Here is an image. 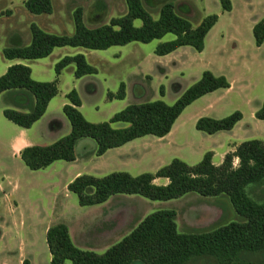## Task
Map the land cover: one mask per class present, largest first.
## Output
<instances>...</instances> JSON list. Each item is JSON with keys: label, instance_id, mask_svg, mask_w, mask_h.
<instances>
[{"label": "rangeland", "instance_id": "1", "mask_svg": "<svg viewBox=\"0 0 264 264\" xmlns=\"http://www.w3.org/2000/svg\"><path fill=\"white\" fill-rule=\"evenodd\" d=\"M12 1L14 16L0 20V77L9 68L6 70L8 60L4 56V49L28 43L32 37L33 24L47 33L73 35L74 13L78 9L83 10L84 23L89 28L109 24L112 19L128 12L126 0H52V15L31 14L23 5L25 0H0V12L6 7H11ZM231 1L234 10L226 13L219 0H143L145 9L153 19L158 20L162 8L172 3L176 13L188 19L194 28L207 16L217 15L219 21L208 38L207 51L203 56L192 47L180 48L168 56H157L155 50L160 44L175 39L173 34H167L162 39L148 44L132 42L104 51L67 47L56 50L41 63L30 62L34 71L41 74L42 82L56 80L55 64L63 53L69 56H73L72 53L83 54L88 63L97 70L96 74L80 79L75 76L74 65L64 70L58 78L59 94L53 99L49 115L32 129V137L40 145H51L71 132L70 122L64 115L61 104L67 101L66 95L73 89L82 100L80 111L84 117L90 123L99 124L109 122L115 114L129 105L158 100L173 105L187 89L201 79L203 72L207 71L204 68L206 63L219 75L227 74L232 80H246L253 87L245 93L239 91L238 86L229 94L221 91L217 93L221 95L219 99L216 100V95H210L187 108L182 119L186 127L177 138L180 125L177 126L171 137V142L178 146L175 149L160 150L163 147H159L162 141L154 136H146L133 141L120 153L114 150L104 160H99L95 153L96 141L83 138L76 145L77 162L73 166L59 161L56 167L47 171H31L21 159L13 156L11 140L15 131L13 124L7 125V119L2 117L5 121H0V264H51L45 220L53 214L54 219H57L55 223H64L70 228L74 241L81 249L98 254L105 253L106 249L130 234L129 231L140 219L164 209L177 212V225L181 233L208 232L231 222H243V218L236 213L227 196L204 197L190 193L168 202L151 201L138 195L114 197L105 208H116L115 213L120 217V223L110 226L101 220L105 212L103 207H81L76 195L70 193L66 186L76 170L81 171L83 175L95 177L129 171L132 176H137L157 171L158 167L168 165L172 158H181L188 164L191 163L189 159L192 158H188L190 154L218 147L216 144L221 141L219 137H210L197 131L194 117L200 113H204L203 117L212 118L227 117L240 111L248 115L246 123H250L247 100L253 102L252 106H261L264 96V65L252 63L247 72L238 61L252 57L255 39L251 25L264 19V0ZM134 24L141 27L142 21L136 20ZM236 43H239L241 48L237 53ZM250 44L253 47H250ZM236 54V60L233 61L232 55ZM122 83L126 86V98L111 101L108 94H116ZM162 86L164 96L160 93ZM3 105L4 99H0V108ZM112 126L115 129H123L129 124L115 123ZM263 130L264 126L255 129L256 134H252V137H263ZM153 141L155 146L152 148L149 142ZM145 146L151 148L152 153L158 154L146 159L149 152L139 153V163L123 160L122 155L135 158L133 155L137 150L141 151ZM161 183L162 181H156L158 185ZM248 193L254 200L264 202V183L249 187ZM15 202L19 204V212L12 216L9 211L13 210ZM21 218L24 219L25 225L24 222L18 224ZM249 259L259 262L264 260V255H249ZM66 264L71 263L68 261ZM190 264L216 262L212 258L203 257Z\"/></svg>", "mask_w": 264, "mask_h": 264}, {"label": "trees", "instance_id": "2", "mask_svg": "<svg viewBox=\"0 0 264 264\" xmlns=\"http://www.w3.org/2000/svg\"><path fill=\"white\" fill-rule=\"evenodd\" d=\"M219 2L224 12L232 11L231 0ZM126 3V15L97 28L87 27L83 10H76L73 35L47 33L33 24L30 45L5 48L4 56L8 60H39L49 57L57 48L104 51L132 42L148 44L167 34H173L175 39L160 44L155 50L157 56L170 55L183 47H192L202 53L207 35L219 21L217 15H210L194 28L188 19L176 13L172 3L162 8L158 20L153 19L145 9L143 0H126ZM24 6L34 15H51L54 11L52 0H28ZM136 20L142 21L141 27L135 26ZM253 34L256 45L262 46L264 19L254 26ZM72 64L76 67L75 76L78 79L97 73L83 54L61 59L55 65L54 82L34 80L32 69L26 65L9 67L0 77V96L12 91L24 92L29 99V111L8 108L3 112L5 118L23 129H31L45 115L50 102L58 96V78ZM230 87L226 77L205 71L201 79L173 105L162 100L129 105L109 122L99 124L90 123L84 117L80 111L82 100L73 89L66 95L68 103L63 107L71 132L51 145L26 147L21 151V160L31 171H39L58 161L75 162L76 145L83 138L96 141L97 156L146 136L164 138L195 101ZM160 93L164 96V86ZM108 97L111 101L124 100L125 84L122 83L119 91L109 93ZM13 103L20 107L16 101ZM242 119L240 111L222 119L202 117L197 121L196 129L208 135L228 132ZM256 119L264 121V103L257 111ZM115 123H127L129 126L115 129L112 126ZM213 159V152H207L195 165L175 158L156 173L137 176L128 172H113L103 177L80 175L68 185V191L76 195L81 207L101 205L117 195H138L157 202L177 200L190 193L204 197L227 196L243 222H231L208 232L181 233L177 225V212L164 209L147 216L130 234L103 254L77 247L68 226L58 224L50 227L46 235L51 264H66L68 261L71 264H190L203 257L214 259L216 264H264V260L254 262L249 259V255H264V202L254 200L248 193L249 187L264 183V141L255 139L241 143L234 152L225 156L220 165H216ZM157 179H167L168 184L158 185Z\"/></svg>", "mask_w": 264, "mask_h": 264}, {"label": "crops", "instance_id": "3", "mask_svg": "<svg viewBox=\"0 0 264 264\" xmlns=\"http://www.w3.org/2000/svg\"><path fill=\"white\" fill-rule=\"evenodd\" d=\"M26 1V0H25ZM24 1V2H25ZM24 2H23V5H24ZM13 5H14V2L12 1L11 2V7H6L5 9H3L1 12H0V20L3 18H5V19H9V18H12L13 16H14V11H13V9H12V7H13ZM25 7V6H24ZM233 10H234V6H233V9H232V11L231 12H233ZM28 11V10H27ZM53 13H54V11H53ZM52 13V14H53ZM226 13H228V12H226ZM51 14V15H52ZM34 15V14H33ZM258 22H253L252 23V25H251V29H253L254 28V26L257 24ZM215 28V27H214ZM214 28L209 32V34L207 35V37H206V39H205V49H204V51L202 52V53H200V55H205V53H206V51H207V41H208V38H209V36H210V34L212 33V31L214 30ZM255 39V38H254ZM30 43H31V40L28 42V43H26L25 45H23V46H28V45H30ZM235 47H236V51H235V53H237V52H239V49H241L240 48V46H239V43H236V45H235ZM250 47H253V45L252 44H250ZM65 48H67V47H62V48H57V49H55L54 50V52L49 56V57H51L54 53H55V51L56 50H58V49H65ZM71 48H73V47H71ZM179 50V49H178ZM62 51H65L66 53L67 52H69L68 50H62ZM252 51H253V54H252V57L249 59V60H246V59H242V60H239L238 62H239V64L241 65V67H242V69L243 70H245V71H249V68L251 67V64L252 63H258V64H260V65H264V43H263V45L262 46H260V47H258L257 45H256V42H255V47H253L252 48ZM176 52V51H175ZM64 55H60L59 57H58V60L60 61L61 59H63L64 57H66V56H69V55H67V54H65V53H63ZM72 55L74 56V55H76V53H72ZM168 56V55H167ZM236 56H237V54L236 55H232V60L233 61H235L236 60ZM48 58V57H47ZM46 59V58H45ZM45 59H39V60H23V59H15V60H8V65L6 66V70H7V68L8 67H10L11 65H16V64H23V65H28L29 67H31V69H32V77H33V79L34 80H36V81H40V82H42L43 81V79H41L42 78V76H41V74L39 73V72H36V71H34V69H33V67H32V65H31V63L30 62H34V61H36V62H39V63H41L43 60H45ZM59 61H57V63L59 62ZM56 63V64H57ZM55 64V65H56ZM238 64V63H237ZM72 65H74V64H72ZM71 66V65H70ZM70 66H68V67H70ZM75 66V65H74ZM205 67V70H210L214 75H216V76H222V75H219L218 73H216L215 71H213V69H212V66L209 64V63H206V65H204ZM67 67V68H68ZM75 69H76V67H75ZM6 72V71H5ZM64 72V71H63ZM205 72V71H204ZM203 72V73H204ZM63 74V73H62ZM61 74V75H62ZM223 76L224 77H226L227 78V80L229 81V83L231 84V87L229 88V89H221V90H218V91H215V92H213V93H210V94H208V95H206V96H204V97H202V98H200V99H198L197 101H195L192 105H194L195 103H197V102H199L200 100H203V99H206V98H208L210 95H216V100L217 99H219L220 97H221V95H217V93H220L221 91H223L224 93H227V94H229L230 92H232V91H235L236 89H237V86H238V90L239 91H242V92H249L250 90H251V88L253 87L249 82H246V80H232L227 74H223ZM202 77V76H201ZM263 86H264V84H263ZM165 95V94H164ZM223 96V95H222ZM0 99H4V105L0 108V121H5L2 117H5L4 116V114H3V112H4V110L5 109H16V110H19V111H23V112H28L29 111V109H28V107H27V104L29 103V99H28V96L24 93V92H6V93H3L1 96H0ZM17 100V102L19 103V105H20V107L19 106H16V105H14V101H16ZM67 100V99H66ZM68 103V100L67 101H64L62 104H61V109L63 110V107L66 105ZM247 103H248V107L250 108V123L249 124H247L246 123V121H247V117H248V115L245 113V112H241L242 114H243V119H242V121H240L236 126H235V128L232 130V131H228V132H218V133H216V134H214V135H210V137H219V139H221V141H219L216 145L218 146V147H213V148H211L210 150H203V151H200V152H195V153H193V154H190L189 155V157L188 158H192L191 160L189 159V162H191V163H189L190 165H195V164H197V163H199L202 159H203V157H204V155L207 153V152H213L214 153V159H213V161H214V163L216 164V165H220V164H222L223 163V161H224V158H225V156L227 155V154H229V153H232V152H234L235 150H236V147L238 146V145H240L241 143H243V142H245V141H249V140H255L256 138H259L258 140H262V141H264V130L262 131V136L263 137H252L254 134H256V132L254 131L255 129H258V128H262L263 126H264V121H260V120H258V119H256V113H257V111L262 107V105H263V103H264V96H263V98H262V103H261V106L260 107H257V106H252L253 105V102L250 100V99H248L247 100ZM259 105V104H258ZM52 106H53V100L50 102V104H49V106H48V109H47V111H46V113H45V115L38 121V122H36L34 125H33V127L31 128V129H23V128H21V127H19V126H17V125H15V124H13L12 122H10V121H8L7 120V122H5V123H7V125H8V123H11V124H13V129H14V131H15V135L13 136V138H12V140H11V146H12V151H13V156L15 157V158H19V159H21V157H20V154H21V151L23 150V149H25L26 147H31V146H47V145H40V144H38V143H36L35 142V140H34V138L32 137V129L35 127V125H37L38 123H40L43 119H46V117L49 115V112H50V110L52 109ZM189 107H191V105L189 106ZM188 107V108H189ZM80 110H81V108H80ZM187 110V109H186ZM185 110V111H186ZM185 111L182 113V115L180 116V118L177 120V122H176V124L174 125V127H173V129H172V131H171V133L169 134V135H167L166 137H164V138H158V140L159 141H162L161 143L162 144H159V147L160 146H163L162 148H164V149H160V150H163V151H170V150H172V149H175V148H177L178 146L176 145V143H174V142H171V137L174 135V132H175V128L177 127V126H179L180 125V131L178 132V134H177V138L181 135V132L184 130V128L186 127V125H185V121H183L182 119H183V114L185 113ZM203 115H204V113H200V114H198L197 116H195L194 117V121H195V123H197V121L200 119V118H202L203 117ZM210 118H211V116H210ZM212 118H215V119H222V118H225V117H212ZM2 119V120H1ZM6 119V118H5ZM198 131V130H197ZM256 131H258V130H256ZM51 132V131H50ZM253 134V135H252ZM176 137H174V139H175ZM61 138H59L58 140H60ZM58 140H56L55 142H57ZM138 140V139H137ZM135 141V140H134ZM54 142V143H55ZM79 142V141H78ZM133 142V141H132ZM132 142H130V143H128V144H126V145H124V146H122V147H120V148H116V149H111V150H109L107 153H105L103 156H97V158L99 159V160H104L105 158H106V156L109 154V153H111L112 151H114V150H116V151H118L119 153L121 152V151H123V149H125L126 147H128V145H130ZM155 143V141H153V142H149V144H152L151 146H152V148L155 146V145H153ZM174 143V144H173ZM53 144V143H52ZM148 144V145H149ZM150 146V147H151ZM139 148H141V147H139ZM166 148V149H165ZM163 151H160V152H163ZM135 152V151H134ZM145 153V152H149L148 153V156L147 157H145L146 159H148V158H150V157H152V155L153 154H158V153H156V152H154V153H152L151 152V148H147L146 146H145V148L144 149H142L141 148V151H139V150H137V153L136 154H134L133 156L135 157V158H130V157H128V156H125V157H123V155H122V158H123V160L124 161H126V162H130V163H139V161H138V156H140V154L139 153ZM159 152V153H160ZM95 153H96V151H95ZM120 157V156H119ZM217 158L219 159V161H216L217 160ZM160 159V158H159ZM173 159H175V158H172V160ZM178 159H181V158H178ZM181 160H183L184 161V159H181ZM77 162V158H76V161L75 162H72V163H69L70 165H72L73 166V164H75ZM184 162H186V163H188L187 161H184ZM235 162H237L238 163V160H236ZM24 163V162H23ZM57 163H59V161L58 162H55V163H53L51 166H49L47 169H44V170H41V171H47V170H49V169H53V167H56V165H58ZM171 163V162H170ZM169 163V164H170ZM72 166H70V167H72ZM158 166H160V165H158ZM164 166V165H163ZM163 166H160V167H158V170L161 168V167H163ZM71 169H73V168H71ZM157 170V171H158ZM96 171H98V170H96ZM157 171H155V172H153V173H156ZM98 172H100V171H98ZM129 173H131L130 171H129ZM132 174V173H131ZM80 175H83V173L81 172V171H79V170H76V172L73 174V176H72V178L71 179H69L68 181H67V189H68V185L76 178V177H78V176H80ZM139 175V174H138ZM157 180H159V181H162V183L161 184H159V185H167L168 184V180L167 179H157ZM156 180V181H157ZM117 196H124V195H117ZM117 196H114V197H117ZM125 196H133V195H125ZM114 197H112V198H114ZM111 198V199H112ZM110 199V200H111ZM109 200V201H110ZM109 201H107L106 203H104V204H101V205H96V206H92V207H103V209H104V214H103V216H102V218H101V220L103 221V223L104 224H109L110 226L111 225H116V224H119L120 223V217H118L117 216V213H115V211H116V208H114L113 206H111V208H109V209H106L105 207H107V205H108V203H109ZM15 206L13 207V210H10L9 211V213L12 215V216H15V215H17V212H19V204L17 203V202H15ZM112 213V214H111ZM115 213V214H114ZM55 218V215L53 214L51 217H46V226H47V229H46V235H47V231H48V229L50 228V227H53V226H56V225H58L59 223H55L56 222V220L57 219H54ZM143 219H145V217L144 218H142V219H140L135 225H134V228L143 220ZM21 222H19L18 224H22L23 222H24V224L23 225H25V221H24V219L22 220V218H21V220H20ZM17 224V225H18ZM61 224H64V223H61ZM66 225V224H65ZM69 228V227H68ZM134 228H132L130 231H129V233L134 229ZM69 231H70V235H71V238H72V240H73V242H74V244L77 246V247H79V248H81L80 246H79V244L78 243H76L75 241H74V237H73V235H72V233H71V230H70V228H69ZM123 239V238H122ZM109 249V248H108ZM108 249H106L105 251H107Z\"/></svg>", "mask_w": 264, "mask_h": 264}]
</instances>
